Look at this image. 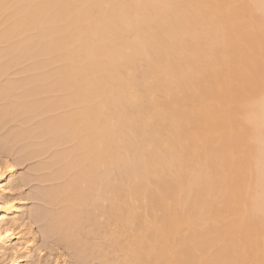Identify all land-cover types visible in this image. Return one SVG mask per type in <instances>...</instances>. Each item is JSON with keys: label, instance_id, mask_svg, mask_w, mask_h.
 Returning a JSON list of instances; mask_svg holds the SVG:
<instances>
[{"label": "bare ground", "instance_id": "bare-ground-1", "mask_svg": "<svg viewBox=\"0 0 264 264\" xmlns=\"http://www.w3.org/2000/svg\"><path fill=\"white\" fill-rule=\"evenodd\" d=\"M1 131L0 255L37 161L84 260L264 264V0H0Z\"/></svg>", "mask_w": 264, "mask_h": 264}, {"label": "rangeland", "instance_id": "rangeland-1", "mask_svg": "<svg viewBox=\"0 0 264 264\" xmlns=\"http://www.w3.org/2000/svg\"><path fill=\"white\" fill-rule=\"evenodd\" d=\"M3 131L0 132V136L4 133ZM17 148L14 146L10 150L8 147L0 145V163H4L7 160H15L18 156ZM33 162L37 161L15 164L17 174L13 179V187L7 192V199L20 201L24 205V216L20 219L21 221L19 220L18 225L16 224L15 226L17 234L12 239V242L8 244L6 253L0 255V264H12L16 257L21 256L25 252L22 240L27 238H32L31 253L25 258L28 264H98L96 260L92 261L89 258L84 260L82 258L83 255L81 256L73 245L68 243L54 229L50 228V222L43 216L45 209L50 208V206L43 199V192L41 193V189L43 190L47 183L45 184L41 180L35 179L34 175L39 176L41 173L36 174L35 171L33 172ZM32 174L34 177H32ZM25 175L26 178H22ZM28 175L31 176V179L27 178ZM18 234L20 235L17 236ZM20 239L22 240L19 241Z\"/></svg>", "mask_w": 264, "mask_h": 264}, {"label": "snow or ice", "instance_id": "snow-or-ice-1", "mask_svg": "<svg viewBox=\"0 0 264 264\" xmlns=\"http://www.w3.org/2000/svg\"><path fill=\"white\" fill-rule=\"evenodd\" d=\"M133 264H143V262H133Z\"/></svg>", "mask_w": 264, "mask_h": 264}]
</instances>
